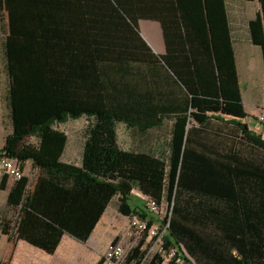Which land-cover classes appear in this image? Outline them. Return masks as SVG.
Wrapping results in <instances>:
<instances>
[{
    "label": "rangeland",
    "instance_id": "1",
    "mask_svg": "<svg viewBox=\"0 0 264 264\" xmlns=\"http://www.w3.org/2000/svg\"><path fill=\"white\" fill-rule=\"evenodd\" d=\"M135 1L0 0V149L8 145L25 173L18 182L0 178V199L7 201L0 205L11 209L0 221V264H29L15 255L17 248L25 251L18 246L17 227L30 196L45 179L59 181L49 185L42 204L53 201L60 188L66 196L57 208L40 210L56 221L75 213L94 186L83 171L110 179L130 198H155L162 205L161 216L170 215L178 180L174 172L184 151V128L177 115L185 112L167 109L180 96L166 94L172 88L161 60L152 62V47L144 39L138 44L127 37L133 28L112 26L118 20L135 23L136 13L119 12L115 6ZM162 113L167 116L160 120ZM109 114L156 123L132 128ZM241 182V191L196 190L194 202L214 217L223 211L236 218L243 214L258 226L264 184L245 175ZM131 208L134 204L117 191L91 228L64 237L49 264H101L107 245L120 238L126 241L123 264L129 258L128 264H185L177 262L180 253L165 232L161 247L145 235L139 240L126 235ZM188 235L191 247L183 252L193 264H221L217 238L197 231ZM141 240V255L134 258L132 250Z\"/></svg>",
    "mask_w": 264,
    "mask_h": 264
},
{
    "label": "trees",
    "instance_id": "2",
    "mask_svg": "<svg viewBox=\"0 0 264 264\" xmlns=\"http://www.w3.org/2000/svg\"><path fill=\"white\" fill-rule=\"evenodd\" d=\"M257 1L260 4V10L250 21V32L254 43L261 46L264 56V0ZM176 6L186 41L184 48H176V55L189 58L193 73L192 79L185 80L184 85L174 81L172 77L168 78L167 71L165 73L168 84L172 88V91L166 94L172 96L177 93L178 88H181L183 92L187 89L191 96L189 112L177 115V123L182 128L188 120L198 125L195 128L194 125L189 128L188 136L190 137L191 132L205 129L213 118L218 120L219 115L230 116V123L236 127L239 139L236 143L232 139L231 150L234 152L229 150L230 153L227 155L232 162L243 166L249 174L261 179L264 183L263 137L248 130L246 123L241 121L246 118L247 112L241 97L242 90L238 79L226 0H176ZM152 56V62L158 63L160 56L154 54ZM108 116L132 128L144 129L156 123L154 121L142 123L116 114ZM165 116L167 114L162 113L159 119L162 120ZM232 133H235L234 130ZM1 150L10 156L14 155L8 145ZM81 175L94 181V186L86 190L81 197L75 213L58 221L44 215L40 210L49 207L57 208L59 202L65 200L64 190L60 188L53 201L42 204L52 182L39 184L30 197L29 205L17 227L19 239L23 238L39 248L53 251L63 235L79 236L85 229L91 228L97 222L101 210L108 205L117 191H122L126 199L130 198V193L122 190L120 185L113 183L110 179L92 176L86 171L81 172ZM196 190L200 189L183 182L179 176L168 216L169 226L165 232L168 242L180 253L185 264H193V261L183 252V248L190 250L191 247L189 232L197 231L218 238L224 234L233 235L240 231L233 225L235 215L223 214L214 217L200 209L193 199ZM131 209L133 214L140 218H148L151 223L159 221L157 216L151 214L142 203H134V208ZM167 221L168 219L165 218L164 222L167 223ZM259 221L258 233L248 249L249 264H264V213ZM141 246H143V240L133 248L132 257L137 258L141 255ZM128 260L124 264H128Z\"/></svg>",
    "mask_w": 264,
    "mask_h": 264
},
{
    "label": "crops",
    "instance_id": "3",
    "mask_svg": "<svg viewBox=\"0 0 264 264\" xmlns=\"http://www.w3.org/2000/svg\"><path fill=\"white\" fill-rule=\"evenodd\" d=\"M226 4L233 36L232 45L236 55L238 79L242 90L241 97L244 109L247 112L246 118L241 121L246 123L248 130L261 135L264 140V125L258 121L259 113L264 110V56L261 46L254 43L250 32V21L259 12L260 4L257 0H226ZM115 6L119 12H133L137 16L135 23L131 25L132 27L122 20H118L112 26L124 27L125 31L133 28V31H126V36L132 37L135 40L134 42L138 44L144 39L156 55L160 56L159 58L165 67L164 69H166L165 71H167L168 78L174 77L177 81H180V84H183L185 80L192 79L193 73L189 58L187 56H177L175 51L178 47L184 48L186 42L182 24L178 17L176 0H136L133 4L115 3ZM120 35L118 32L117 36L120 37ZM169 86L171 89V85ZM177 90L176 94L180 96L179 102L172 105L173 107L169 105L167 109L170 112L187 113L190 110L191 96L186 91L187 89L185 92L181 88ZM219 116V119L225 121L213 118L205 129L191 132L190 137L188 136L189 128L193 125L195 128L198 125L189 122V120L186 121L182 137L184 151L174 174L178 175V180L181 176L183 182L199 189L241 191L243 185L241 179L244 175L249 179L262 182L261 179L249 174L243 166L232 162L227 155L232 148V139L234 143L239 139L237 136L238 131L230 123V116ZM233 130L234 134L232 133ZM186 147L187 152L185 153ZM231 152L234 151L231 150ZM30 180L35 182L37 178H30ZM53 181L58 180L45 179L40 182ZM71 181L66 182L70 183ZM262 184L264 183L262 182ZM129 201L132 205L134 203L144 204L142 200L140 201L138 195H132ZM3 203H7L6 199H0V204ZM9 210H11L9 206L0 205V221H2V214L6 215ZM24 211L21 212L19 221H21ZM223 214L226 213L223 211ZM238 217L235 218L233 225L238 227L240 231L233 235L224 234L217 238V241L221 243L219 244L222 245L220 249L217 248L219 251H217V254H222V258L218 257L221 264H249L248 249L251 241L258 233V226L251 224L252 217L248 219L243 214ZM247 232L250 233L249 237L246 238ZM66 235L70 234L63 235L57 248L53 250L54 252L57 251ZM243 239L246 241L244 242ZM241 241L243 242L242 246ZM17 243L18 246H23L25 251L17 248L15 255L20 256L21 254L22 258L20 259L29 264H49L50 258H52L51 254L54 253L39 248V246L23 238L19 239Z\"/></svg>",
    "mask_w": 264,
    "mask_h": 264
},
{
    "label": "built area",
    "instance_id": "4",
    "mask_svg": "<svg viewBox=\"0 0 264 264\" xmlns=\"http://www.w3.org/2000/svg\"><path fill=\"white\" fill-rule=\"evenodd\" d=\"M258 121L260 124L264 125V110L259 113ZM18 164V160L15 157L10 156V154H7L0 149V178L10 177L14 182L23 180L25 173ZM143 203L151 214L157 216L159 221L151 223L148 218H140L139 216L132 214L129 220V226L125 233L126 235H133L136 240L143 239L145 235L150 238V240H153V246L158 245L161 247V236L167 231L169 218L161 216L163 212L162 205L155 198L147 197L144 199ZM165 218L166 220L168 219L167 223L164 222ZM125 246V239H113L104 251L101 264H123L126 259ZM181 259L182 258L179 255L176 260L177 262L182 263Z\"/></svg>",
    "mask_w": 264,
    "mask_h": 264
}]
</instances>
